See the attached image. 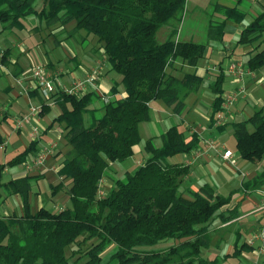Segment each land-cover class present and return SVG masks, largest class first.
<instances>
[{
  "label": "trees",
  "instance_id": "trees-1",
  "mask_svg": "<svg viewBox=\"0 0 264 264\" xmlns=\"http://www.w3.org/2000/svg\"><path fill=\"white\" fill-rule=\"evenodd\" d=\"M185 7L186 0H0L3 30L22 29L25 20L34 16L49 27L72 22L74 34L83 30L96 38L110 71L121 77L124 93L118 97L113 86L107 104L96 92L55 98L60 109L55 122L67 151L56 171L60 182L52 191L55 195L65 189L70 207L58 212L42 207L32 214L28 197L37 177L2 181L4 169L23 165L38 150L39 140L30 141L22 153L0 166V199L4 192L16 195L23 207L21 216H0V264H70L72 258L73 264H224L253 250L237 237L233 252L206 256L215 223L224 225L239 215L236 207L225 209L232 195H218L209 185L198 190L186 187L183 181L190 165L167 162L176 155H191L201 144L198 134L186 136L178 126L161 136L158 147L147 140L144 163L98 196L112 164H123L134 156L141 141L139 125L151 120L150 103L161 101L179 113L186 97L202 85L203 79L195 73L175 76L167 71L177 61L196 67L205 54V44L177 40ZM216 9L227 20L244 18L236 8ZM164 26L169 34L158 43L156 34ZM223 26L212 22L209 37L219 39ZM255 42L245 62L250 72L264 67V10L242 30L238 45ZM2 57L4 62L5 54ZM224 70L218 66L210 83V127L223 111ZM36 93L29 92L30 96ZM48 110L44 105L42 114ZM227 126L232 128L242 161L263 160L264 104L247 119L216 128L223 131ZM247 186L254 188L256 183ZM168 242L171 245L157 248ZM72 245L76 248L67 256Z\"/></svg>",
  "mask_w": 264,
  "mask_h": 264
},
{
  "label": "crops",
  "instance_id": "crops-1",
  "mask_svg": "<svg viewBox=\"0 0 264 264\" xmlns=\"http://www.w3.org/2000/svg\"><path fill=\"white\" fill-rule=\"evenodd\" d=\"M195 4H197L195 7L193 6L194 8L193 12L196 11L197 13L195 18L197 20L198 19L202 20L204 18L207 19L208 31L210 24L212 22L224 24L222 35L219 39H211L207 31V38L209 44L208 43L205 44L206 49L202 59L203 60L208 59L213 55H217V57L220 58L218 62L220 63L219 66L222 67V69H225L227 64L224 66V62L227 61V63L229 64L231 59H233V56L236 57L235 52L237 51L238 46H240L238 45V41L242 33V30L245 29L253 21V19L264 10V0H197L195 1ZM186 5L187 6L185 7L184 15L188 14V8H190L189 0H186ZM217 6L221 8H236L237 10H239L244 14V18L241 22H234L231 20H227L226 17L216 9ZM72 25L74 26V24ZM65 26L66 25L56 28H51L49 30L45 23L40 22L34 16L28 17L24 22L23 28L19 30L18 29L3 30L0 26V41L4 43V45L0 44V51L3 52V54H5L6 56L4 58V62L2 61L3 57L0 60V63L2 65V67H0V98L4 97L5 93H7L6 96L7 98L6 97L5 98L9 103L7 105L9 106V108L6 107V110L7 108L8 110H10L13 107L17 111L16 113H14L16 118L21 116L28 109V108L23 109L19 102L20 97L22 96L21 94H25L22 91V86H20L16 82V79L19 76L29 73L34 66H38V65H44L54 73L61 75L62 72L57 71V68L59 66V63L63 62V60L65 61L66 56L61 52V50L58 49L60 44L56 43L55 40L51 38V35L47 34V31L51 32V34L53 35H57L59 32L65 31ZM73 26L71 28H73ZM162 31H163L162 36L165 37L169 34L170 30L166 29ZM72 35L73 32L71 31V33L68 34V38L64 36L62 41H65L66 39L71 40L73 37H75V36L71 37ZM86 35L87 34H83V36H80L79 38L80 41H88L89 44L91 38L87 37L88 35L87 36ZM35 36H40L42 38L46 36V38H43L44 51L40 47V39L39 41H36ZM194 36H195V32H192L190 38L192 39ZM13 37L18 40V43L15 45L12 43ZM23 40H30L31 43L35 45V49H36L35 54H31L30 49L26 47ZM187 41L195 42L192 40H187ZM64 43L67 45L68 41H65ZM45 45H46V49L44 47ZM241 47H242L240 49L241 52L239 51L240 53L237 55L238 57L246 54L250 55V52L253 51V48H250V46H247L244 49H243L244 46ZM74 48L75 49L73 52L75 54L68 49V51L71 54V55L69 54L68 58L71 61L76 60V62L75 64L70 66L69 69H66L65 78L68 81L73 82L75 80L84 77L93 67L101 66V64H103L104 66H107L106 67L107 69L106 71H103L102 69V75L98 82L99 93L110 95L111 88L116 85L118 91V97H123L124 93L121 84V77L110 71V67L106 62L101 46L98 45L96 47L93 46L91 47L87 45L85 47H79L77 45ZM97 52L100 53V58H98ZM77 56L82 57L84 63H88L89 65L88 69L85 70L82 69L81 66L83 65V62L78 61ZM49 57H52L53 59L50 60ZM33 58L36 59L38 63H35ZM177 64L179 65L177 67L178 70L179 71L182 70V72L180 73H195L196 75H198L203 79V82L196 93L190 94L189 96L186 97V99L184 100V107L179 113H175L172 107H167L161 101L160 102L162 104L160 105L157 104L158 101H153L150 103L151 111H153V119L151 118L149 122L151 121L152 123L155 122L156 125L161 126V130H162V133L160 135H155L149 138L152 140L154 146L158 147L161 145V136L169 128L173 126H178L179 130L185 132L186 136H189L192 133H196L198 134L199 138H209L208 136H206L207 133L210 134L213 133L214 131H218L217 134L220 136L225 134L232 135L233 131L231 126H227L223 131L217 130L215 126L213 127L209 126L210 105L213 99V93L211 92L210 89V83L213 82L216 74L213 75L212 71H209L207 69L212 65L209 66L208 64L201 63L196 67H189V66L187 67V65L185 64H182L180 62H175V67L173 68V70L176 69ZM213 65H217V64H213ZM247 76L248 78L246 77V81H245L246 92L240 97H238L235 103L231 106L227 114V120L225 123L243 121L248 117H250L256 109H258L260 106L264 104V67L259 71L251 72V75H247ZM228 79L230 78L228 77ZM13 81L14 83H12ZM231 82L232 80L230 81L231 86L236 85L235 83L233 82L231 83ZM251 83L253 84L251 85ZM14 84L19 88L20 91L19 90L18 92L14 91L13 89L15 88ZM26 85H27L26 82H24L23 86ZM231 86L226 92L235 89V88H231ZM260 87L262 90L260 92H256V89ZM225 89L226 88L224 87V90ZM13 91L15 93H11ZM259 93H263V95L262 94L260 95ZM26 95L30 96L29 92ZM36 96L39 95L37 94ZM54 106L58 110L57 115L50 124L45 125L43 127V129L46 131L41 136L39 144H46L54 141V139L59 140L62 136L61 132L60 133L57 132L53 127L55 119L60 113V109L58 105L55 104ZM47 112H49V110L46 111L45 114ZM7 118L8 115L6 114L1 115L0 112V125L1 122L5 123ZM40 121L41 120L38 119L37 123H39ZM55 124L57 123L55 122ZM201 124H204L205 127H202ZM21 129H15V127H13L12 128L13 132L0 133V138L2 139V141L5 140L7 142L5 149L0 152V166L12 160L14 157L22 153L28 147L30 142L29 133L27 132L25 134L24 132H22ZM202 146L203 144L201 142L198 148H201ZM9 150L13 152L12 153L13 155L7 156V152ZM143 150H144V146H143ZM58 152H60V154L57 157L55 158L51 157L47 161L45 166L41 168H36L32 172H27L24 169L23 165L6 167L2 173V181L5 182L3 179L4 175H8V177L11 178L9 181L22 178L25 176L37 177V180H35L36 183L37 181H40V179L44 181L48 171L51 170L57 171L58 168L57 164H54L51 167L48 166L49 162L56 159L58 160V158L61 156H62L61 161L63 159L64 154L60 150V148H58V151L56 153ZM190 156L191 155H185L183 160L179 161L180 163L175 162V164H186V162L190 159ZM31 157L32 154L29 155L27 159H30ZM174 157H177V155ZM144 161L145 159L143 158V153L142 151H139L137 154L135 152L134 156H132L127 162L123 164L113 163L112 165L113 167H115V165L120 167V169L118 168V170L116 169L114 170V172L117 175V173L120 174L121 171L122 176L119 177L118 179H123L125 173L128 172L126 171L127 169L123 167V165L127 164L128 166H132L128 170L129 171L131 170L130 172H134L144 163ZM224 162L225 161H223L219 155L213 153H208L202 156L196 162L190 165V172L184 178L183 184L186 187H190L192 190H198L204 185H209L213 189L215 188L214 191L216 194L222 195L217 192L218 185H215L214 181L211 180L210 172L211 171L216 172L221 175L220 165L223 164ZM241 168L244 170L245 173L243 172L242 169H239L240 171L242 170L241 171L242 176L244 177L241 179L239 183H237L235 180H232L230 183H227L226 182L227 180L223 177V175H221L222 178L224 179V182L227 183V186H230L229 193L223 196L232 195L231 201L225 207V209L231 210L236 207L239 216L233 221L224 225H221L218 222L215 223V230L216 232H218V236H217V240L214 241V243L212 242V245L215 246L214 248L217 250L218 252L217 254L220 255L233 252V248H234L233 246L237 237L240 238L241 242H247L251 234L254 233L256 230H258L264 224V211L260 209L264 201V158L262 161H260L257 164H251L249 162L243 161V164H241ZM109 171H111V169ZM42 175L44 176V178ZM105 175L107 176L108 173L106 172ZM111 179L115 180L114 177L110 178V180ZM110 180H108V178L105 180L104 177L101 182V185L105 183L110 186L111 184H108ZM59 181L60 178L58 177L56 183H58ZM246 183L248 184L253 183V185L256 183V186L252 188V186H247L248 184ZM111 187H109V189ZM33 188L34 186H32V189L28 197V202L30 205V213L32 214L36 213L40 208L44 207L41 202L42 200L38 199L39 200L37 201L38 207H35V210L31 209V203L29 198L31 193H33L34 191ZM59 197L61 201L69 202L67 195L65 194L64 196L59 195ZM63 206H65L64 203ZM64 208H66V206ZM22 214H23V207L20 197L16 195H7L4 192L0 199V216L1 217H8L11 215L21 216ZM227 237H230L229 240H226ZM171 243L172 242H168L166 244H171ZM217 254H213V255L209 254L208 256L213 257ZM238 259H240L241 261H239ZM240 263L264 264V255L257 256L256 251L253 249L250 252H242L237 258L228 259L224 264H240Z\"/></svg>",
  "mask_w": 264,
  "mask_h": 264
},
{
  "label": "rangeland",
  "instance_id": "rangeland-1",
  "mask_svg": "<svg viewBox=\"0 0 264 264\" xmlns=\"http://www.w3.org/2000/svg\"><path fill=\"white\" fill-rule=\"evenodd\" d=\"M195 1L197 0H189V5H190V8H188V14L184 15L183 16V19H182V22L180 23V25L178 26V36H177V40L179 41H187V40H192V41H195L197 43H201V44H206L208 43V38H207V31H208V24H207V19H202V20H197L195 18V16L197 15L196 11L193 12V6L195 7L197 4H195ZM199 4V3H198ZM37 6H40V3L37 4ZM187 6V5H186ZM190 11V12H189ZM209 14V12H208ZM204 16V14H203ZM73 23H69L65 26V31L63 32H59L57 35H53L51 34V32H48L47 31V34H50L51 35V38L55 40L56 43H59V47L58 49L61 50V52L66 56V59L65 61L63 60V62L59 63V66L57 68V71H60L62 72L60 76V79L66 84L68 85L70 81H68L66 78H65V72H66V69H69L70 66H72L73 64H75L76 60L74 61H71L69 60V54L70 52L68 51L71 50L72 53H74V47L75 46H79V47H85V46H93V47H96L98 46L99 44L97 43L96 41V38H94L93 36H90V35H86L87 37H90V41H89V44H88V41H80V36H83V34H87L85 31H79L77 33H73V37L71 40L69 39H66L65 41H68V44L66 45L64 42L65 41H62L64 36L66 38H68V34L71 33L72 31V25ZM47 28L50 30L51 28H56L58 27V25H55V26H48L46 25ZM68 28V29H67ZM170 30L168 27H161L159 29V31L157 32L156 34V40L158 43H162L166 40V37L167 36H162L163 34V31L162 30ZM58 32V31H57ZM192 32H195V36L191 39V34ZM65 33V35H64ZM67 35V36H66ZM36 38V41H39L40 39V47L41 49L44 51V48H43V38H46V36H44L43 38L40 37V36H35ZM23 42L25 43L26 47L28 49H30V52L31 54H35V45H33L31 43L30 40H23ZM12 43L15 45L18 43V40L16 38L13 37L12 39ZM0 44L4 45V43H2L0 41ZM209 44V43H208ZM70 45V46H69ZM257 45V43L255 42L254 44L252 45H249L250 48H255V46ZM72 46V47H71ZM45 49H46V45L44 46ZM208 47V46H207ZM247 47V46H244L243 49ZM242 47L241 46H238V49L237 51L235 52V55L236 57L233 56V59L231 60H242L243 62H246L248 60V58L251 56L249 54H246V55H242L240 57H238L237 55L241 52L240 49ZM51 49V48H49ZM99 51V50H98ZM240 51V52H239ZM53 52V50H52ZM75 54V53H74ZM54 55V54H53ZM71 55V54H70ZM97 56L98 58H100V53L97 52ZM54 57V56H53ZM208 58V57H207ZM50 60H52L53 58L52 57H49ZM34 62L35 63H38L36 59H34ZM77 60L80 61V62H83V65L81 66L82 69H88L89 65L88 63H84V60L82 57L80 56H77ZM220 60V58L217 57V55H213L211 57H209L208 59H200L197 63V65L201 64V63H205V64H208L209 66L210 65H213V64H217V67L220 65V63H218ZM178 62V61H177ZM228 65L227 61L224 62V66L225 65ZM226 65V67H227ZM179 65L177 64L176 65V69L173 70V69H168V73H171L175 76H180L182 73V70L179 71L178 70V67ZM223 66V67H224ZM101 67L103 69V71H106V67L107 66H104L103 64H101ZM188 67V66H187ZM225 68V67H224ZM180 73V74H179ZM218 72H212L213 75L217 74ZM248 78V76H246ZM246 77L244 78V80L242 81V83L240 84H236V85H230V81L231 79H228V77L226 76L225 78V84H224V87L226 88L224 90V95L226 93V91L230 88H238L239 86H242L244 87V90L246 92V87H245V81H246ZM14 81H15V78H14ZM14 81L12 83H14ZM232 83V82H231ZM253 83H251L252 85ZM250 85V86H251ZM14 91H17L19 90V88L14 84ZM249 87V86H248ZM250 88V87H249ZM262 89L261 87L260 88H257L256 89V92H260ZM11 92V93H15V92ZM20 91V90H19ZM244 92V93H245ZM10 93V94H11ZM260 95L263 93H259ZM22 96L20 97V105L22 106L23 109H27L29 107V105H40L41 102H43V99L40 98V96H29V95H26V94H21ZM7 96V93H5V96L0 98V112H1V115L2 114H6L8 115V118L6 120V122H1V125H0V133H10V132H13L12 128L14 127L13 124L15 122V114L17 111L12 107L10 110H8L9 106H7L9 103L8 101L6 100V97ZM6 97V98H5ZM263 98V96H262ZM157 104H162L160 101L157 102ZM54 105H50V109H49V112H47L46 114L43 113L39 116L38 119H40L41 121L39 123L38 122V119H35V120H32L31 122V126L30 125H25L21 130L22 132H24L25 134L28 132H30L31 130V127L32 126H38L39 128H42L45 126V125H48L52 122V120L56 117L57 115V108L54 106ZM94 106H98L100 107L101 104H97L95 103ZM6 107L7 110H6ZM151 118L153 119V111H151ZM2 120V119H1ZM43 121V122H42ZM202 127H205L204 124H201ZM53 127L55 128V130L57 132H61L60 131V125L57 123L53 124ZM185 131V130H184ZM139 132H140V137H141V141L140 143L135 147V152L136 154L139 152V151H142L143 153V158L146 160L147 158V154L144 152L143 150V146H144V143L147 139L155 136V135H160L162 133V130H161V126H158L154 123L151 122H143L139 125ZM218 131H214L213 133H207L206 136H208L209 138L211 139H214L217 143H222L224 145H226V147L231 150L235 156V158L237 159V167H233L231 166L230 164H228L227 162H224L223 164L220 165V173L221 175H223V177L227 180L226 182L227 183H230L232 180H235L237 183H239L241 181L242 178H244L242 176V168H241V164H243V161L241 159H239V155L236 151V148H235V141L232 137V135H218L217 134ZM186 135V134H185ZM49 138V137H48ZM51 139V138H50ZM49 139V140H50ZM159 139V138H158ZM25 140V139H24ZM54 141H56L58 143V148H60V150L63 152V154L65 155L66 153V143L64 141V139L61 138L59 140L57 139H54ZM41 144H38L37 147H40ZM9 147V146H8ZM58 151V150H57ZM13 152H11L10 150L7 152V156H10V155H13L12 154ZM60 154V152L58 153H55L54 156L52 157H57L58 155ZM62 154V155H63ZM214 154V153H213ZM63 155V157H64ZM185 155L181 154V155H177V157H171V158H168L167 159V162H170L171 164H174L175 162H179L180 160H183ZM62 157V156H61ZM61 157L58 158V160H52L49 162L48 166H53L54 164H57V166H59L60 162H61ZM180 163V162H179ZM219 163V162H218ZM117 164V163H115ZM113 165L111 166V171L107 170V173L108 175L106 176L105 175V180L108 178V180H110V178L114 177L115 180L118 179L119 177L122 176L121 174V171H120V174L114 172V170H118V168L120 169V167H118L117 165H115V167H113ZM123 167H125L128 171L130 172L128 169H130L132 166H128L127 164L123 165ZM57 168V167H56ZM239 169H242L241 171ZM244 172V170H243ZM245 173V172H244ZM219 173H216V172H210V178L211 180L214 181L215 185H218L217 188H218V193L219 194H222V195H227L229 193V189H230V186H227V183L224 182V179L222 178ZM238 175V176H237ZM43 176V175H42ZM109 176V177H108ZM44 178V176H43ZM4 181L7 182L9 181L11 178L8 177V175H4L3 177ZM58 180V175H57V172L56 170H51V171H48V173L46 174V178L44 181H42V179H40V181H37V183L34 181L33 182V193H31L30 195V203H31V209L32 210H35V207H38V203L37 201H39L38 199L42 200V205L45 207V209L49 210L50 212H58L59 210L61 209H65L64 207L66 206V208L70 207V203L69 202H63L60 200V197L59 195H62L64 196V194L66 195L65 193V189H62L61 191H59V193H57L56 195L53 194V191H52V188L54 186H56L58 183H56V181ZM115 180H110L108 184H111L110 186L107 185V184H103L101 185L100 187V190L102 191L103 194H105L109 187H111L114 183ZM218 183V184H217ZM236 184V183H234ZM215 189V188H214ZM33 198V200H32ZM63 203L65 204V206H63ZM61 205V206H60ZM215 233L213 234L214 238H213V243L214 241L217 240V236H218V232H216V230L214 231ZM219 238V237H218ZM230 237H227L226 240H229ZM171 244H162L160 246H158L157 248H165L167 246H169ZM215 246L212 245V247L208 250L207 254H217V250L214 248ZM75 245H72L69 250H67V256H72V250L75 249ZM84 248V247H83ZM206 253V252H205ZM206 255V256H208ZM75 260V258H72V260H70V264H73V261ZM85 259H82L81 262H83ZM239 261H241L240 259H238ZM113 264V263H111ZM241 264V263H240Z\"/></svg>",
  "mask_w": 264,
  "mask_h": 264
},
{
  "label": "built area",
  "instance_id": "built-area-1",
  "mask_svg": "<svg viewBox=\"0 0 264 264\" xmlns=\"http://www.w3.org/2000/svg\"><path fill=\"white\" fill-rule=\"evenodd\" d=\"M3 56V52L0 51V60ZM0 67H2L0 63ZM207 70L217 72V65H212ZM224 74L229 77L233 83L240 84L247 75H251V72L245 67V62L242 60H231L224 70ZM102 75V67H93L84 77L70 82L66 85L61 79L59 74L49 70L44 65L34 66L29 73L19 76L16 82L22 86V91L27 94L30 91H36L43 102L40 105H29L26 112L21 116L17 117L14 122L15 129H21L25 125H30L32 120L38 119L43 112V106L55 105V98L61 94L69 96L81 97L88 92H96L100 96V100L103 104H107L111 96L108 94L99 93L98 82ZM26 82V86L23 83ZM245 92L244 87L239 86L238 88L228 91L224 95L223 111L215 115L214 126H220L227 120V114L231 106L235 101L243 95ZM44 129L38 126H32L29 132L30 141H36L41 139ZM203 146L196 149L190 156V159L186 162L187 165H191L196 162L202 156L208 153H214L219 155L220 158L230 164L233 167H237V159L233 152L225 147L222 143H217L211 138H201ZM6 141L0 142V152L5 149ZM58 150V143L52 141L46 144H41L38 147L36 153L25 161L23 164L24 169L27 172H32L36 168H41L46 165L47 161L54 156ZM99 198L103 197L104 194L100 190L98 193ZM264 211V201L260 207ZM252 247L257 256L264 255V224L251 234L246 242Z\"/></svg>",
  "mask_w": 264,
  "mask_h": 264
}]
</instances>
